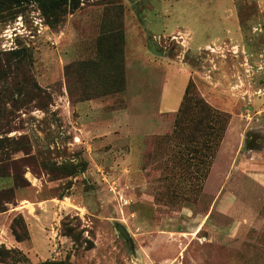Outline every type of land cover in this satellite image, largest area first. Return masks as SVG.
<instances>
[{"label": "rangeland", "instance_id": "1", "mask_svg": "<svg viewBox=\"0 0 264 264\" xmlns=\"http://www.w3.org/2000/svg\"><path fill=\"white\" fill-rule=\"evenodd\" d=\"M117 1L124 16L125 2L133 16L126 48L124 41L125 87L90 99L95 108L80 109L68 96L65 66L74 60L66 56V25L81 31V16L89 8L103 13V0L68 6L50 27V36L62 33L55 45L17 39L15 50L28 55L27 86L5 97L9 121L0 122V172L6 175L0 177V247L20 249L27 259L17 264H264V203L260 216L213 210L200 226L214 198L205 187L231 119L230 97H254L247 105L251 114L264 101V0ZM35 9L47 23L37 1L0 0V43L6 26L20 14L28 22ZM178 33L181 39L174 38ZM188 77L219 113L200 138L207 153L202 162L211 163L205 179L188 174L196 159L181 156L173 113L158 112L162 86L167 82L172 95ZM34 82L42 90L38 96L30 88ZM239 120L227 163L242 140L264 142V132L245 127L256 119ZM232 177L238 198L246 188L264 202L246 176ZM196 181L200 193L188 194ZM19 216L29 235L22 242L12 232L24 234Z\"/></svg>", "mask_w": 264, "mask_h": 264}, {"label": "trees", "instance_id": "2", "mask_svg": "<svg viewBox=\"0 0 264 264\" xmlns=\"http://www.w3.org/2000/svg\"><path fill=\"white\" fill-rule=\"evenodd\" d=\"M13 4H20L31 0H2ZM40 5L41 11L46 17L49 27L56 26L66 13L68 6L72 10L79 6L80 0H34ZM105 9L102 13V23L107 26V30L102 31L96 40V52L93 57L74 60L65 66L67 76V93L71 100L82 102L92 98H98L106 95L121 92L125 87L124 79V6L117 0H103ZM102 24L101 29H104ZM27 52L24 49L13 51L0 50V122L9 121L5 107V97L21 95L25 93L27 86V71L24 70L27 58ZM30 88L37 92V96L41 94L40 87L34 82L30 84ZM174 115V129L180 135L181 131V156L186 160H192L195 157L196 162L191 164L190 175H198L200 179H205L209 172L210 161L206 159V152L202 148V135L205 134L204 128H210L213 125L219 113H215L210 106L195 90V86L191 79L188 80L180 107L177 111L172 112ZM181 121V130L178 131ZM204 122L206 126L203 127ZM220 140V137L218 141ZM3 138H0V147ZM217 146V144H216ZM212 147L209 151L212 159L217 147ZM199 154L201 156H198ZM199 160V161H198ZM3 160L0 159V163ZM198 163L200 166H198ZM204 163V164H202ZM6 175L0 172V177ZM193 184L188 187V194L200 193L201 184ZM197 188L195 190V188ZM183 194H185L183 192ZM0 205V212L3 211ZM18 219L22 222L24 234L19 235L17 230L12 229L14 239L17 242L27 240L29 237L25 223L21 216ZM21 257L26 258L24 253L17 248L7 249L0 247V263L17 264L21 261ZM21 258V259H20ZM27 259V258H26Z\"/></svg>", "mask_w": 264, "mask_h": 264}, {"label": "crops", "instance_id": "3", "mask_svg": "<svg viewBox=\"0 0 264 264\" xmlns=\"http://www.w3.org/2000/svg\"><path fill=\"white\" fill-rule=\"evenodd\" d=\"M124 5L126 7L124 16V41L126 48L128 30L131 27L130 23L133 20V16L132 13L129 12L130 7L127 6L126 2L124 3ZM130 5H133V3ZM91 7L97 8L94 6ZM88 11V13H85L81 16V31L74 28V26L69 23L70 21L67 22L66 31L68 30V34L65 46L67 50L66 56L68 57V59L73 58L72 60H75L81 57H93L97 49L95 39H97L102 31L108 29L106 26L107 24L105 25V23H102L103 15L101 11H99L98 9L96 11H92L91 8H89ZM74 14H71V17H73ZM102 24L104 26L103 30L101 29ZM186 80L188 82L189 77ZM187 82L184 84L183 90L180 86L177 88V90H175L174 93H172V95L170 93L171 89H169L167 86V82L164 86H162V90L158 99L159 113H172L178 110ZM169 96L171 97V99H169L170 102L167 103L166 100L168 101ZM232 96L233 97H230L229 99L231 105V108H229V111H231V119L228 124L226 135L218 154V158L211 166V171L205 187V190H207L210 195H214V198L210 205L209 213L202 220V224H200V226L204 225L207 222L213 210L224 215H233L237 213V210H241L249 217L260 216L259 209L264 203L263 201L259 200L261 198L255 197V193L248 191V189L246 188L242 189L239 194L241 195V198H238L237 193L239 192L237 191V188L235 190L236 181L232 177V173L234 172L243 174L248 178V180L251 181V184L257 187V189L260 191L259 195H264V142H262L260 139H257L253 142L242 140L233 151L232 156H230V162H226V158L228 156L227 154H229L228 151L231 147V144H229V140L231 139V137H233L234 139L235 133L239 130L238 127L240 126L241 122L239 120V116L244 115L247 119H256L255 122H248L245 127H248V125H250V129L258 128L260 131L264 132V101L262 102V106L258 107L257 111L254 114H251L250 108L247 105L254 103V97L253 99H251L250 97L248 99H243L244 101L240 102L238 98L235 97V95ZM93 102V100L82 101L78 103L77 106H79L78 108L80 109H92L97 106ZM240 108L242 112L244 110L245 113H241ZM237 109L238 111H236ZM138 117L142 120L147 118L145 117V115H141ZM245 127H243V129ZM247 140H250V138L248 139L247 137ZM224 156L225 158H223ZM224 167L225 169L227 168V170L221 172L220 169H223ZM248 184L249 183H247V185ZM200 226L198 228H200Z\"/></svg>", "mask_w": 264, "mask_h": 264}, {"label": "built area", "instance_id": "4", "mask_svg": "<svg viewBox=\"0 0 264 264\" xmlns=\"http://www.w3.org/2000/svg\"><path fill=\"white\" fill-rule=\"evenodd\" d=\"M28 18L29 21L27 22V20L20 14L16 17L13 24L10 23V25L3 29V42L0 43V49L2 51L15 50L18 46V38L24 40L25 43L42 38L49 41L52 45L57 43L56 38L59 39L62 33L57 34L55 37L49 35L51 33L50 27L46 23L39 9L32 10ZM174 38L181 39V34L178 33Z\"/></svg>", "mask_w": 264, "mask_h": 264}, {"label": "water", "instance_id": "5", "mask_svg": "<svg viewBox=\"0 0 264 264\" xmlns=\"http://www.w3.org/2000/svg\"><path fill=\"white\" fill-rule=\"evenodd\" d=\"M117 229L119 230V232L126 238V239H129V234L126 230V228L121 225V224H118L117 226ZM40 264H69V263H65V262H59V261H44Z\"/></svg>", "mask_w": 264, "mask_h": 264}]
</instances>
